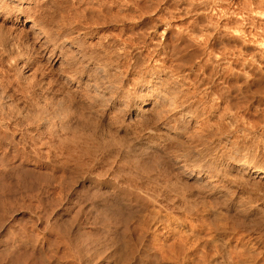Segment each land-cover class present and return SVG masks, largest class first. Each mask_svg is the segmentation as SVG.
Listing matches in <instances>:
<instances>
[{"label": "clouds", "instance_id": "clouds-1", "mask_svg": "<svg viewBox=\"0 0 264 264\" xmlns=\"http://www.w3.org/2000/svg\"><path fill=\"white\" fill-rule=\"evenodd\" d=\"M0 264H264V0H0Z\"/></svg>", "mask_w": 264, "mask_h": 264}]
</instances>
